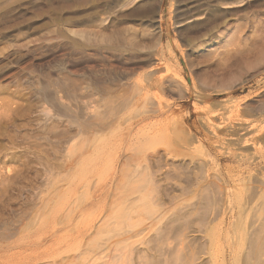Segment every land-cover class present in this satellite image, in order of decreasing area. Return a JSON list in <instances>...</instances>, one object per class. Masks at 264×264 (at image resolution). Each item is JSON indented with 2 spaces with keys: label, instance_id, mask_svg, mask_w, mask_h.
<instances>
[{
  "label": "rangeland",
  "instance_id": "obj_1",
  "mask_svg": "<svg viewBox=\"0 0 264 264\" xmlns=\"http://www.w3.org/2000/svg\"><path fill=\"white\" fill-rule=\"evenodd\" d=\"M229 1L0 0V264H264V0Z\"/></svg>",
  "mask_w": 264,
  "mask_h": 264
},
{
  "label": "bare ground",
  "instance_id": "obj_2",
  "mask_svg": "<svg viewBox=\"0 0 264 264\" xmlns=\"http://www.w3.org/2000/svg\"><path fill=\"white\" fill-rule=\"evenodd\" d=\"M100 1V0H99ZM218 1V0H217ZM219 1H222V3L221 4H223V5H225V6H227V5H232V3L233 2H230L229 0H219ZM232 1V0H231ZM237 0H235V2H236ZM204 2V1H203ZM206 2H208V0H206ZM112 3V2H111ZM201 3V2H200ZM209 3V2H208ZM216 3V2H215ZM117 4V3H116ZM202 4V3H201ZM205 4V2L203 3V5ZM210 4V3H209ZM209 4H206V6L205 7H207V5H209ZM211 4H213V3H211ZM234 4V3H233ZM99 5V4H98ZM212 6V5H211ZM228 6V7H229ZM213 7V6H212ZM216 7V6H215ZM103 8V7H102ZM108 8V7H107ZM200 9V8H199ZM199 9H197V10H199ZM196 10V11H197ZM230 10V9H229ZM200 11V10H199ZM204 12H205V10H203ZM81 12V11H80ZM89 12V11H88ZM203 12V13H204ZM215 12V11H214ZM83 13V12H82ZM195 13V12H194ZM202 13V14H203ZM96 14V13H95ZM196 14V13H195ZM191 15V14H190ZM189 15V16H190ZM192 16V15H191ZM195 16V15H194ZM202 16V15H201ZM205 16V15H204ZM206 17V16H205ZM107 18V17H106ZM202 19H204L203 17H202ZM213 19V18H212ZM103 20H104V18H103ZM107 20V19H106ZM208 20V19H207ZM112 21V20H111ZM211 21V20H210ZM222 21V20H221ZM96 22V21H95ZM217 22V21H216ZM215 22V23H216ZM213 25L211 26V27H213V26H216V25H218V24H214V22L212 23ZM127 27V26H126ZM217 27V26H216ZM17 28V27H16ZM214 28V27H213ZM126 30V29H125ZM128 30V29H127ZM207 30H209V28L207 29ZM206 30V31H207ZM211 31V30H210ZM5 32V31H4ZM208 32V31H207ZM123 33V32H122ZM212 33V32H211ZM202 34V33H201ZM204 35V34H203ZM211 35V34H210ZM88 37H90V35L88 36ZM169 37V36H168ZM189 37V36H188ZM87 38V37H86ZM90 39V38H89ZM157 40V39H156ZM190 41V40H189ZM158 42V41H157ZM121 43V42H120ZM135 47H137V46H135ZM170 47V46H169ZM200 47V46H199ZM198 48V47H197ZM162 49V48H161ZM167 50H169V48L167 49ZM170 51V50H169ZM168 51V53H170V52H173L172 50L169 52ZM159 52V51H158ZM152 53V52H151ZM154 53V52H153ZM157 54V53H156ZM162 54V53H161ZM164 54H166V53H164ZM171 58H172V56H171ZM168 59V58H167ZM174 59H176V58H174ZM186 59V58H185ZM188 59V58H187ZM177 61V60H176ZM170 62V61H169ZM175 62V61H174ZM157 63V62H156ZM155 63V64H156ZM189 63V62H188ZM153 64V63H152ZM159 64V63H158ZM166 64V63H165ZM165 64H163L164 66H165ZM167 66V65H166ZM170 66V65H169ZM176 67H178L177 65H176ZM156 68V67H155ZM163 68H165V67H163ZM179 69V68H178ZM152 70H154V69H152ZM170 71V70H169ZM189 71V70H188ZM160 74V73H159ZM145 75V74H144ZM152 74H149L147 77H143V78H141L138 82H139V84H137V86H139L140 87V89L138 90V91H140V92H142L143 90H148V91H150L151 90V88H158V86H160V83H161V85L163 84L162 82H160L159 83V81L158 80H156V79H158V77H156V78H154V77H152L151 76ZM158 75V74H157ZM161 76V75H160ZM160 78V77H159ZM163 78V77H162ZM162 78H160V79H162ZM164 80V79H163ZM165 81V80H164ZM127 83V82H126ZM109 84V83H108ZM113 86V85H112ZM162 87V86H161ZM136 88V87H135ZM166 88V87H165ZM162 89H164V88H162ZM187 89V88H186ZM153 90V89H152ZM145 92V91H144ZM193 91L191 90L190 91V89H188V95L189 96H192L193 95V93H192ZM199 92V91H198ZM197 92V93H198ZM151 93V92H150ZM159 93V92H158ZM194 93H195V91H194ZM140 94V93H139ZM146 94V93H145ZM200 94V93H199ZM196 95V94H195ZM153 96H155V94H153ZM152 96V97H153ZM197 96H198V94H197ZM196 97V96H195ZM200 97V96H199ZM126 98V97H125ZM124 98V99H125ZM146 98V97H145ZM145 98L143 99V102L142 103H144V105H146L145 104ZM150 98V97H149ZM157 98H158V96H157ZM158 100V99H157ZM146 102H147V100H146ZM158 103H159V107H158V109L160 108L161 109V111H162V109L164 108V107H166V105L165 104H163L165 101H162V100H159V101H157ZM163 102V103H162ZM157 103V104H158ZM156 105V104H155ZM154 106V105H153ZM168 106V105H167ZM156 107V106H155ZM169 108V107H168ZM159 111V110H158ZM161 111L159 112V113H161ZM165 112V111H164ZM153 115V114H152ZM37 247V246H36ZM51 254V253H50ZM26 256H27V254H26ZM37 256V255H36ZM50 255H45V256H40V257H42V258H44V257H49ZM23 257H25V256H23ZM26 258V257H25ZM64 258V257H63ZM67 258V257H66ZM41 259V258H40ZM64 261H65V258H64ZM41 262V261H40ZM14 264V263H13Z\"/></svg>",
  "mask_w": 264,
  "mask_h": 264
}]
</instances>
